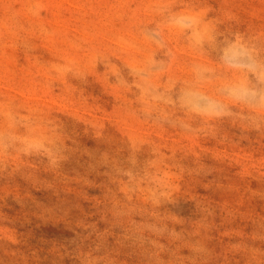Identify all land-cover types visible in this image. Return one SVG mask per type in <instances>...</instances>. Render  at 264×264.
Masks as SVG:
<instances>
[{"label":"rangeland","instance_id":"374dc122","mask_svg":"<svg viewBox=\"0 0 264 264\" xmlns=\"http://www.w3.org/2000/svg\"><path fill=\"white\" fill-rule=\"evenodd\" d=\"M0 264H264V0H0Z\"/></svg>","mask_w":264,"mask_h":264},{"label":"clouds","instance_id":"9594fccd","mask_svg":"<svg viewBox=\"0 0 264 264\" xmlns=\"http://www.w3.org/2000/svg\"><path fill=\"white\" fill-rule=\"evenodd\" d=\"M240 55L246 56L247 58L249 57V53L247 51L242 50L240 52ZM234 68L238 69H245V68H250L251 65L248 63H234L231 65ZM235 93L240 96H246L248 95V89L246 88V85L244 83H240L237 85V87L234 89Z\"/></svg>","mask_w":264,"mask_h":264}]
</instances>
